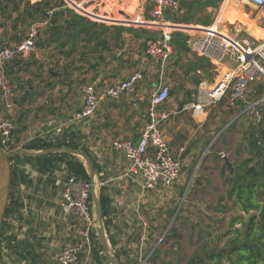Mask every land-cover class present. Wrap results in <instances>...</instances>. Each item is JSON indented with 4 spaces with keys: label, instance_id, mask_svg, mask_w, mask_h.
Returning <instances> with one entry per match:
<instances>
[{
    "label": "crops",
    "instance_id": "crops-1",
    "mask_svg": "<svg viewBox=\"0 0 264 264\" xmlns=\"http://www.w3.org/2000/svg\"><path fill=\"white\" fill-rule=\"evenodd\" d=\"M127 1L93 0L91 5L96 8L98 15L82 8V12L92 15L97 19L96 22H103L100 24L108 28L104 37L100 36L98 41L86 49L88 55H59L54 50L56 46L52 45L51 48L40 49L34 55H18L10 62L12 78L20 80L22 76V83L31 84L27 92L30 96L24 95L22 100H19L20 96L18 92L16 93L14 123L16 110L22 107V104L27 101L30 105L25 108L31 109L30 116L24 117L22 113L16 118L19 145L22 147L35 139H46L56 143L76 144L88 150L100 168V173L96 171L99 181L98 198L101 188L105 187L106 195L112 200L110 233L114 225L113 216L127 209L135 188L140 193L142 190L143 195L165 190L163 187L143 190L141 179L130 172L127 160L113 147V143L118 140L134 142L140 140L148 120L151 95L161 85L159 81H162L166 67H161L146 54L147 45L157 32L150 28L130 26L125 22L130 12L132 19L148 18L151 0H138L135 8L133 7L135 0ZM178 1L180 13L176 15L168 13L166 19L169 23L189 28L188 31L181 32L188 38L187 50L179 53L174 49V55L178 57L170 70L172 75L181 76L184 84L190 81L189 73L201 74L202 71L208 72L209 69L216 74L221 73L217 82L208 89L210 90L224 79L233 63L228 58L217 60L201 56L193 47L195 41L206 37L207 30L213 26L221 35L237 39L242 30L238 28L243 27L249 38L262 40L264 11L243 0ZM79 6L82 7L81 4ZM252 9L258 12L255 18L250 14ZM178 19H186L188 22L182 23ZM260 22L262 26H259ZM95 33L99 36L96 30ZM103 41H106L105 44L100 43ZM48 50L53 52L47 53ZM182 56L189 58L184 60L185 65L178 61ZM203 59L211 65L208 70L200 68V60ZM136 72H141L144 79L136 86V91L131 97L105 100L89 120L76 119V114L83 104V90L86 86L94 85L96 89L103 90L128 79ZM214 79L209 80V83L213 84ZM165 84L171 90L167 103L162 106V110L169 115L162 125L163 135L172 153L180 156L182 160L181 175L187 171L195 172L196 168L193 165L197 157L200 154H203V157L209 145V138L205 135L208 131L204 128L209 118V108L215 106L226 110L227 105H231L229 94L204 111H195L194 106L203 101L207 92L206 89L200 88L203 83L199 78H195V84L189 83L182 87L175 86L169 79ZM241 104L237 103L236 107L239 108ZM201 129L203 130L200 131ZM81 160L88 169L85 161ZM73 243H77L76 239L72 241Z\"/></svg>",
    "mask_w": 264,
    "mask_h": 264
},
{
    "label": "trees",
    "instance_id": "trees-1",
    "mask_svg": "<svg viewBox=\"0 0 264 264\" xmlns=\"http://www.w3.org/2000/svg\"><path fill=\"white\" fill-rule=\"evenodd\" d=\"M4 2L13 3V11L19 13L20 16V21L18 20L13 26L14 35L10 39L16 45L22 43L27 37L16 33L18 22L23 24L24 32L30 29V25L46 24L44 29L39 30L36 46L40 49H48L55 45L54 50L59 55H88L86 49L90 48L89 45L98 41L100 36L104 37L108 29L103 25L91 23L90 19L78 15L66 7L62 0H41L37 3L27 0H0V8ZM23 3H25V7L21 10ZM66 12L70 17H66ZM178 21L188 22L186 19H178ZM0 28L4 29V25L0 24ZM95 30L99 36L96 35ZM158 35L159 32L154 38ZM187 40L188 38L181 32L175 33L172 40L174 49L179 53L187 50ZM105 42L100 43L105 44ZM3 48L9 47H0V49ZM91 51L93 52V50ZM204 60H200V68L208 70L211 65ZM7 74L9 77L13 74L11 63L7 65ZM11 79L16 92L19 88L24 90L25 97L29 95L27 92L31 87L30 82L22 83L20 80ZM256 94L259 99L264 97V85L256 87ZM17 134L16 129L14 136ZM16 141H18L17 137ZM245 142L246 156L242 157L239 153L237 159L232 163L234 175L229 173L227 166L222 171L225 194L221 195L219 203H225L222 211L231 216L230 230L225 234L227 241L223 247L215 245L208 253L204 251L200 255H193L186 260L187 264H207L208 262L214 264H223V262L228 264H264V120L262 118L258 120V123L249 126ZM55 148L82 150L92 160L96 171L100 173L99 165L89 151L76 144L35 139L22 145L21 150L39 152ZM10 163L12 185L0 235V264H46L43 255L39 252L43 248V239L38 235L43 225L41 213L31 208L32 197L21 194V188L24 187L27 191L33 190V195L42 198L46 196L49 199V187L52 188L54 196L59 191L62 194L64 189V185H58L59 173L65 174V182L68 178L75 177L78 180L91 183L90 172L79 157L66 152L39 157L18 156L12 158ZM105 192L106 188L102 187L99 201L102 207L105 231L109 234L112 222L109 219L112 200ZM39 203H43L42 199L39 200ZM48 203L50 207H55L49 201ZM89 203L92 210V198ZM57 208L61 210L60 205ZM13 222L19 224L18 231L14 230ZM25 228L28 230L22 233ZM177 237L180 235H172L169 238L172 240ZM139 239L137 238L135 241H139ZM109 240L112 247H117V242L112 236ZM91 241L93 263L112 264L105 256L100 237L95 230L91 235ZM160 254L161 252L156 250L150 257L151 260L155 262ZM128 255L129 253L126 251H115L114 253L121 264H125L123 258Z\"/></svg>",
    "mask_w": 264,
    "mask_h": 264
},
{
    "label": "rangeland",
    "instance_id": "rangeland-1",
    "mask_svg": "<svg viewBox=\"0 0 264 264\" xmlns=\"http://www.w3.org/2000/svg\"><path fill=\"white\" fill-rule=\"evenodd\" d=\"M39 1L41 0H37L34 3ZM126 2L128 1L126 0ZM133 3L135 8L138 5V0ZM24 7L25 3L21 5V10ZM13 8L14 4L7 2H4L0 8V24L4 25V29L0 28V47L7 46L13 49L16 46V43L10 39L14 35L13 26L20 19V16L19 13L13 11ZM250 14L253 18L258 16V12H255L254 9L250 11ZM66 17H70L68 12H66ZM88 22L90 23V21ZM91 23L102 25L100 23L103 22L91 21ZM259 26H262L261 22ZM238 29H242L239 32V40L250 37L245 33L243 27ZM4 32L7 33L6 36ZM16 33L27 36L29 30L24 32L23 24L18 22ZM39 50L40 48L36 46L35 51L31 55L39 52ZM46 52L52 53L53 51L48 50ZM177 57L174 55L166 65L163 78H161L162 81H159L162 86H167L165 81L168 79L174 82L175 86L180 87L187 86L189 83L195 84V78L197 77L203 83L200 88L208 90L210 86L217 82L218 75L221 73L216 74L212 69H209L208 72L202 71L201 74L189 73L190 81L186 83L187 85L184 84L183 78L179 75H172L170 70ZM184 60H189V58L182 56L178 61L185 65ZM183 74L184 71L182 72ZM10 77L12 78V75ZM19 79L21 81L22 76ZM211 79H214L213 84L209 83ZM260 85H264V80H260L249 87L245 99L239 108L236 105L232 106L229 104L226 110L215 106L209 108V118L204 126L208 131L205 135L209 138V145L204 156L202 157L203 154H200L197 157L193 165L196 168L195 172L193 170L182 173L175 186L170 189L149 192L144 195L142 190L140 193L137 188L134 189L127 209L113 216L114 225L112 226V232L108 234L105 231V238L109 243L111 255H114L115 251H126L129 255L123 258V263L125 264H187L186 260L193 255H200L204 251L208 253L215 245L224 246L227 241L225 234L230 230L231 216L222 211L225 203H219V198L225 194L222 171L226 167V159L233 163L239 153L242 157L246 156L245 137L249 126L258 123L260 118L264 120V97L259 99L256 94V87ZM17 92L20 96L19 100H22L24 92L19 88ZM29 102L31 103V101ZM29 105L26 101L22 107L20 106L16 110L14 115L16 129L18 126L17 117L22 113L24 117L30 116L31 109L27 110L25 108V106ZM0 110L2 114L1 107ZM16 146L18 148L17 151H19L21 146L18 141H16ZM65 177L64 173L58 174L60 179L58 185H63ZM97 182L99 183L98 179ZM48 192L49 199L46 196L42 198L33 195V190L21 189V194L32 197V203L31 205L29 204L31 208L41 213L43 225L38 235L43 239V248L39 252L43 255L46 264H58L57 258L61 251L66 246L71 245L75 239L77 242H81V236L78 229H73L64 221L61 210L57 208L61 202L60 191L54 196L52 188L49 187ZM40 199L43 201L42 204L39 203ZM48 201L54 204L55 207H50ZM92 210L97 220L94 204ZM96 222L95 231L99 233L98 220ZM13 226L15 231L19 230L17 222H13ZM27 230L25 228L22 233ZM176 234L180 235V237L172 240L169 238ZM111 236L117 242V247L115 248L110 243L109 238ZM137 238H140L139 241H135ZM156 250H159L161 254L154 262L150 257ZM84 260L85 253L82 254V264H84ZM87 264H94L91 257ZM207 264L214 263L208 262ZM223 264L228 263L223 262Z\"/></svg>",
    "mask_w": 264,
    "mask_h": 264
},
{
    "label": "built area",
    "instance_id": "built-area-1",
    "mask_svg": "<svg viewBox=\"0 0 264 264\" xmlns=\"http://www.w3.org/2000/svg\"><path fill=\"white\" fill-rule=\"evenodd\" d=\"M36 2L37 0H27ZM65 6L78 15L96 22L92 15L84 13L74 7V3L81 4L82 8L98 15L96 8L91 5L93 0H62ZM258 10L264 11V0H243ZM178 0H151L149 17L131 18L128 13L125 22L130 26L150 28L159 35L149 41L146 54L165 67L174 56L172 44L174 32L188 31L187 26L169 23L168 13H180ZM100 15V14H99ZM106 17V16H105ZM104 18V17H103ZM46 24L30 26L26 39L15 48L0 49V144L10 153L17 151L15 141L16 126L13 113L16 107V91L12 79L7 74V65L18 55L31 54L36 49L39 30ZM193 47L201 56L223 60L228 58L233 67L224 76V79L215 87L205 92L202 102L194 106L195 111H204L220 102L229 94L232 106L243 102L246 93L252 85L264 80V39L247 38L239 40L221 35L213 26L207 30L206 37L195 41ZM141 72H136L128 79L118 82L112 87L98 90L94 85L84 88V100L76 119L85 121L92 118L100 104L105 100H119L121 97H131L136 86L143 81ZM170 97V89L160 85L151 95L148 111V120L138 142L132 140H118L113 143L114 149L129 163L130 172L142 181L145 191L156 190L159 187L170 189L181 176L183 164L180 156L170 150L162 131L163 123L169 115L162 110ZM91 183L68 178L64 183L61 196V212L64 221L73 229H78L81 242L66 246L58 256L59 264H80L82 254L85 253L84 264L89 262L92 250L91 235L96 230V217L90 209Z\"/></svg>",
    "mask_w": 264,
    "mask_h": 264
},
{
    "label": "water",
    "instance_id": "water-1",
    "mask_svg": "<svg viewBox=\"0 0 264 264\" xmlns=\"http://www.w3.org/2000/svg\"><path fill=\"white\" fill-rule=\"evenodd\" d=\"M66 152L68 154L79 157L85 161L90 172L91 177V198L96 209L97 220L99 223V237L101 244L103 246L105 256L111 261L112 264H121L114 255H111L108 243L105 238V226L102 214V207L97 195L98 182H97V172L93 165L92 160L86 155L82 150H74L71 148H55L48 151H39V152H29L24 150H19L14 153L7 152L2 145L0 144V235L2 232L3 222L7 210V206L10 198V191L12 185V168L10 160L18 156H27V157H39L52 155L57 153ZM225 165L227 170L231 175H234V167L227 159L225 160Z\"/></svg>",
    "mask_w": 264,
    "mask_h": 264
},
{
    "label": "bare ground",
    "instance_id": "bare-ground-1",
    "mask_svg": "<svg viewBox=\"0 0 264 264\" xmlns=\"http://www.w3.org/2000/svg\"><path fill=\"white\" fill-rule=\"evenodd\" d=\"M74 7H75V8H78V9H80V10L82 11V7H80L79 4L74 3Z\"/></svg>",
    "mask_w": 264,
    "mask_h": 264
}]
</instances>
